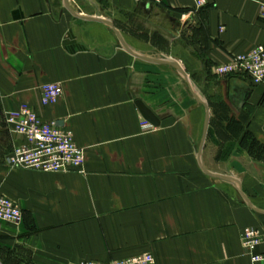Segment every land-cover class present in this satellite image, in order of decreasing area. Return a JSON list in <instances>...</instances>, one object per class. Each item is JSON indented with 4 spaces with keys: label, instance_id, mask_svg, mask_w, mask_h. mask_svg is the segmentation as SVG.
Returning <instances> with one entry per match:
<instances>
[{
    "label": "crops",
    "instance_id": "obj_1",
    "mask_svg": "<svg viewBox=\"0 0 264 264\" xmlns=\"http://www.w3.org/2000/svg\"><path fill=\"white\" fill-rule=\"evenodd\" d=\"M108 1L129 48L177 62L210 114V100L226 106L222 119L240 126L235 144L211 140L210 119L200 156L204 106L174 68L131 54L107 25L73 15L65 0H0V120L29 105L70 129L86 154L84 173L11 168L7 157L21 140L9 135L7 148L0 135V194L23 213L0 228V264L142 254L154 264H264L243 250L247 228L264 231V157L242 143L249 135L264 148V86L213 74L264 45V0H213L199 11L193 0ZM46 84H59L63 96L44 107ZM137 101L174 124L144 128ZM200 158L214 174L230 172L259 211L236 185L206 174Z\"/></svg>",
    "mask_w": 264,
    "mask_h": 264
},
{
    "label": "built area",
    "instance_id": "obj_2",
    "mask_svg": "<svg viewBox=\"0 0 264 264\" xmlns=\"http://www.w3.org/2000/svg\"><path fill=\"white\" fill-rule=\"evenodd\" d=\"M198 10L208 7L213 0H194ZM264 19V5L262 6ZM224 30V28H223ZM214 74L235 76L252 86H264V45H259L251 52L234 56L227 64L216 65ZM63 96L59 84H46L41 87V102L47 107L56 104ZM8 122L12 132L22 141L9 156L12 167L44 173L74 172L83 169L85 154L75 142L73 132L57 120L44 121L29 109L9 113ZM144 128L152 125L143 121ZM22 210L10 199L0 195V228L7 224L20 223ZM264 243V237L258 229H247L243 235L245 254L253 262L264 261V255L254 254ZM151 255H143L120 262L90 261L83 264H154Z\"/></svg>",
    "mask_w": 264,
    "mask_h": 264
},
{
    "label": "rangeland",
    "instance_id": "obj_3",
    "mask_svg": "<svg viewBox=\"0 0 264 264\" xmlns=\"http://www.w3.org/2000/svg\"><path fill=\"white\" fill-rule=\"evenodd\" d=\"M143 0H136L137 3L141 2ZM71 4H72V7L74 8V10L80 14H82L83 16H88V17H91V18H103V19H107V20H111L112 17H115V18H120L121 19V14H118V9L114 7V5L112 3H110L108 0H70ZM194 2V0H193ZM194 8L196 11H199L196 6H195V2H194ZM207 8V7H206ZM205 9V8H204ZM201 10V9H200ZM121 24V23H120ZM185 27L187 26H190V22L188 21L187 23L184 24ZM214 70V68H213ZM213 74H214V71H213ZM215 75V74H214ZM216 77L218 78H227V77H232V78H237V79H240L242 80L241 78H238V77H235V76H218V75H215ZM179 78L181 80V82H183V85L187 91L188 87L186 86L183 78L179 75ZM244 81V80H242ZM246 82V81H244ZM248 83V82H247ZM250 84V83H248ZM251 85V84H250ZM252 86V85H251ZM198 89V88H197ZM199 91H201L200 89H198ZM208 99H211V92L208 91ZM42 104V102H41ZM210 106L212 108L211 110V115H212V118H211V128H210V138L211 140H219V139H222V143L224 142H229V143H232V144H235V140H234V136L235 134L238 133L239 129H240V126L239 124L236 122V121H227V120H223L222 118L225 117L226 113H227V108L226 106H223V105H219L218 104V101L216 100H210ZM43 106V105H42ZM45 107V106H44ZM215 108L217 109V111L215 110ZM24 109H29L31 110L32 112L36 113L41 119H43L44 121H52V120H45L34 108H32L31 106L29 105H23L21 106L18 110L16 111H13V112H19V111H22ZM13 112H9L10 114L13 113ZM226 112V113H224ZM8 113V114H9ZM7 114V115H8ZM5 118H2L0 120V135L2 136L1 140L4 141V145L5 147L9 148L7 145L9 143V139H8V136H16L18 137L15 133L12 132V128H11V125L9 124L8 122V117ZM204 117L202 118V121L204 120ZM4 130V128L6 130ZM148 129V128H147ZM222 129V136H214V134H217L216 133V130H221ZM224 129L225 130H228L226 132H224ZM74 135V134H73ZM218 135V134H217ZM0 136V137H1ZM75 139V138H74ZM21 140V139H20ZM76 142V141H75ZM22 143V141H20V143L17 145L19 146L20 144ZM243 146L245 147L246 145L248 146H252L253 147V150L255 151V153L257 155H259L260 157H264V148L262 147V145L256 140L254 139L252 136H249V135H246L244 138H243ZM78 145V144H77ZM17 146H12V151L10 152V154L8 155L7 157V165L11 168H17V167H12L9 163H8V158L9 156L14 152L15 148ZM79 146V145H78ZM80 147V146H79ZM81 148V147H80ZM83 149V148H81ZM84 151V149H83ZM84 154H85V151H84ZM85 164H86V154H85V162H84V166H83V169L80 170V171H74V172H58V173H84L85 172ZM17 169H22V168H17ZM25 170V169H23ZM32 171V170H30ZM228 171H232L231 169L228 170ZM39 172V171H37ZM40 173H44V172H40ZM224 173V174H223ZM44 174H55V173H44ZM222 176H225V177H232V174L230 172H222ZM1 196H4L3 194H0ZM6 198H8L7 196H4ZM10 199V198H8ZM11 200V199H10ZM13 201V200H11ZM17 206H19L15 201H13ZM250 202V201H249ZM20 208V206H19ZM21 209V208H20ZM22 210V209H21ZM247 229H258L261 231V234L263 235L264 237V231L261 229V228H247ZM246 229V230H247ZM245 230V231H246ZM244 231V233H245ZM243 233V235H244ZM263 244V243H262ZM261 244V245H262ZM260 247V246H259ZM258 247V248H259ZM258 248L256 249V251L254 252V254H258V255H264V254H260L258 253ZM243 250H244V247H243ZM244 254H245V250H244ZM143 255H150V254H142V255H138V256H134V257H130V258H127V259H124V260H128V259H132V258H135V257H139V256H143ZM246 255V254H245ZM25 256H28V255H25ZM152 256V255H151ZM248 257H250L251 259V256L249 255H246ZM153 257V256H152ZM124 260H116V261H111L113 263L115 262H120V261H124ZM252 261V260H251ZM101 262V261H100ZM253 262V261H252ZM253 263H258V262H253Z\"/></svg>",
    "mask_w": 264,
    "mask_h": 264
},
{
    "label": "water",
    "instance_id": "obj_4",
    "mask_svg": "<svg viewBox=\"0 0 264 264\" xmlns=\"http://www.w3.org/2000/svg\"><path fill=\"white\" fill-rule=\"evenodd\" d=\"M66 1V5H67V8L68 10L75 16L81 18V19H84V20H89V21H97V22H100V23H103L105 25H107L111 30H113L116 34V36L118 37L119 41H120V44L122 45V47L127 50L128 52H130L131 54L135 55V56H138L144 60H147V61H150V62H155V63H159V64H163V65H167V66H170L172 68H174L179 74L180 76L183 78V80L186 82V84L188 85L189 87V90L190 92L196 97V99L204 106L205 110H206V119H205V128H204V135H203V140H202V143H201V148H200V156L202 155V150H203V147H204V144H205V140H206V136H207V133H208V129H209V126H210V117H211V114H210V108H209V105L207 103V101L204 99L203 95L200 93L199 90H197L195 87H194V84L193 82L190 80V78L188 77V75L186 74V72L183 70V68L175 61L173 60H169L167 58H160V59H153V58H150V57H146V56H143L141 54H138L136 53L134 50H132L131 48H129L125 43H124V40L121 36V34L118 32V30L114 27L113 23L110 21V20H107V19H103V18H91V17H88V16H83L82 14L76 12L73 8H71L70 4H69V1L68 0H65ZM136 105L140 111V113L142 114L143 118L148 122L150 123L152 126L154 127H162V128H167V127H170L171 125L174 124V120L173 119H168V120H161L160 118H158V116L155 115V113L149 108L147 107L142 101H137L136 102ZM200 162H201V166L203 168V170L205 171L206 174L210 175V176H213V177H217V178H220L222 180H225L227 182H230V183H233L234 185L237 186L238 190L240 191V193L242 194L245 202L247 203L248 206H250L251 208H253L254 210L256 211H259L257 210L252 204L251 202H249L248 198L246 197V195L244 194V192L242 191L241 189V185L240 183L235 180L234 178L232 177H225V176H220V175H217V174H214L213 172H210L209 170H207L204 166H203V163H202V160L200 158Z\"/></svg>",
    "mask_w": 264,
    "mask_h": 264
}]
</instances>
